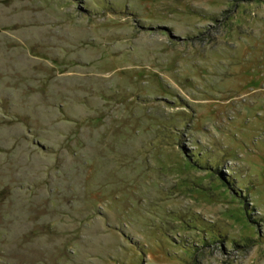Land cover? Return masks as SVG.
I'll list each match as a JSON object with an SVG mask.
<instances>
[{"label":"rangeland","instance_id":"obj_1","mask_svg":"<svg viewBox=\"0 0 264 264\" xmlns=\"http://www.w3.org/2000/svg\"><path fill=\"white\" fill-rule=\"evenodd\" d=\"M0 264H264V0H0Z\"/></svg>","mask_w":264,"mask_h":264}]
</instances>
